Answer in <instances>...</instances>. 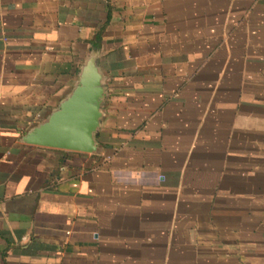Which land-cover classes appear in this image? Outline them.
Here are the masks:
<instances>
[{"label": "crops", "instance_id": "0c3cea01", "mask_svg": "<svg viewBox=\"0 0 264 264\" xmlns=\"http://www.w3.org/2000/svg\"><path fill=\"white\" fill-rule=\"evenodd\" d=\"M0 264H264V0H0Z\"/></svg>", "mask_w": 264, "mask_h": 264}, {"label": "water", "instance_id": "95a60500", "mask_svg": "<svg viewBox=\"0 0 264 264\" xmlns=\"http://www.w3.org/2000/svg\"><path fill=\"white\" fill-rule=\"evenodd\" d=\"M66 113L57 117L46 132L42 133L40 128L29 131L24 136V141L62 149L87 150L85 145L88 135L86 115H81L72 109H67Z\"/></svg>", "mask_w": 264, "mask_h": 264}]
</instances>
